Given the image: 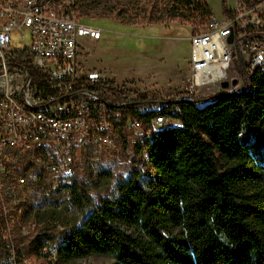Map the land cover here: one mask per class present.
Returning a JSON list of instances; mask_svg holds the SVG:
<instances>
[{
	"label": "built area",
	"instance_id": "1",
	"mask_svg": "<svg viewBox=\"0 0 264 264\" xmlns=\"http://www.w3.org/2000/svg\"><path fill=\"white\" fill-rule=\"evenodd\" d=\"M82 17L76 0H0L3 211L29 202L23 193L32 184L63 181L84 162L124 160L133 173L149 174L153 135L181 127L173 109L160 113V102L141 99L135 89L81 61V40L95 41L101 34ZM188 39L189 92L221 85L233 57L245 70L235 91L264 68V12L257 7L237 2L231 14L212 16ZM147 111L152 115L135 114Z\"/></svg>",
	"mask_w": 264,
	"mask_h": 264
},
{
	"label": "trees",
	"instance_id": "2",
	"mask_svg": "<svg viewBox=\"0 0 264 264\" xmlns=\"http://www.w3.org/2000/svg\"><path fill=\"white\" fill-rule=\"evenodd\" d=\"M76 4L82 20H90L92 0ZM178 6L203 26L213 16L206 0H171L162 15L179 16ZM239 67L244 74L241 62ZM246 79L242 91L159 100L160 113L173 109L181 127L153 135V175L146 186L134 172L119 182L114 198L94 201L74 181L68 198L89 211L56 239L59 258L98 254L112 259L107 264H264V68ZM253 156L261 162L255 169L249 167ZM0 248V264H14L1 237Z\"/></svg>",
	"mask_w": 264,
	"mask_h": 264
},
{
	"label": "rangeland",
	"instance_id": "3",
	"mask_svg": "<svg viewBox=\"0 0 264 264\" xmlns=\"http://www.w3.org/2000/svg\"><path fill=\"white\" fill-rule=\"evenodd\" d=\"M171 0H92L88 9L87 24L101 29L98 40L86 39V53L96 70L119 85L135 89L147 100L177 97H201L220 91L237 89L242 85L243 74L237 58L227 70L223 82L189 92L185 78L189 71V36L204 29L197 23L192 12L185 6L177 7L179 16L162 15ZM213 16L223 14L221 0H206ZM257 7L264 12V0H225L231 10L235 3ZM172 6L174 4H171ZM175 24L164 26L168 19ZM183 21L184 25L176 24ZM198 20V19H196ZM190 22L192 25L189 26ZM191 28L189 30L188 27ZM191 31V32H190ZM16 44V37H12ZM85 46H82V50ZM81 49V47H80ZM84 51V50H83ZM245 83V82H244ZM224 88V89H222ZM264 148V144L262 145ZM253 156L249 167H260L261 162ZM260 170V169H259ZM130 163L124 160L92 161L81 163L74 173L60 182L39 180L23 193L29 202L18 209H0V237L4 241L14 264H107L112 259L107 255L92 254L73 256L62 260L56 251V239L61 233L78 226L88 215L89 208L77 206L68 198L74 181L84 184L86 193L94 201L99 198H114L121 180L134 174ZM149 174L134 176L146 186ZM8 219L4 223V219ZM49 237H53L52 239ZM4 251L0 248V258Z\"/></svg>",
	"mask_w": 264,
	"mask_h": 264
},
{
	"label": "crops",
	"instance_id": "4",
	"mask_svg": "<svg viewBox=\"0 0 264 264\" xmlns=\"http://www.w3.org/2000/svg\"><path fill=\"white\" fill-rule=\"evenodd\" d=\"M88 44H92L91 42L87 41L86 39H82L81 40V52L79 53V57L81 59V61L89 68H94L91 64H89L88 59L85 58V56H83V53L87 52L88 49ZM82 46H85V48L82 50ZM95 69V68H94Z\"/></svg>",
	"mask_w": 264,
	"mask_h": 264
},
{
	"label": "water",
	"instance_id": "5",
	"mask_svg": "<svg viewBox=\"0 0 264 264\" xmlns=\"http://www.w3.org/2000/svg\"><path fill=\"white\" fill-rule=\"evenodd\" d=\"M232 39V35L229 34L228 37H227V40L230 42ZM222 85L225 86L226 85V82H222Z\"/></svg>",
	"mask_w": 264,
	"mask_h": 264
}]
</instances>
